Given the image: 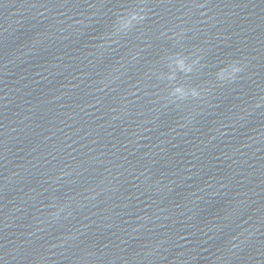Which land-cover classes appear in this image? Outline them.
<instances>
[{"label": "water", "instance_id": "95a60500", "mask_svg": "<svg viewBox=\"0 0 264 264\" xmlns=\"http://www.w3.org/2000/svg\"><path fill=\"white\" fill-rule=\"evenodd\" d=\"M0 264H264V0H7Z\"/></svg>", "mask_w": 264, "mask_h": 264}, {"label": "clouds", "instance_id": "9594fccd", "mask_svg": "<svg viewBox=\"0 0 264 264\" xmlns=\"http://www.w3.org/2000/svg\"><path fill=\"white\" fill-rule=\"evenodd\" d=\"M142 18V17H141ZM130 19H137V16L135 13L131 14ZM122 22L120 24V27H124L127 26V24L129 23V20H124L122 19ZM169 64L170 65H174L177 69H179L182 72L188 73L192 71V67L191 64L186 63V58L184 56L175 54L174 56L169 58ZM239 68L234 66V65H230L226 68L221 69L218 73H217V77L220 79H223L224 75L230 74V73H234V72H238ZM169 81H172L175 79L174 74L170 73L167 76ZM172 94H178V96L180 98H183L185 95H187V92L185 91V89L180 86V85H176L175 87L172 88ZM188 91H190L192 96H197L199 93L197 92V90L195 88L189 89Z\"/></svg>", "mask_w": 264, "mask_h": 264}]
</instances>
